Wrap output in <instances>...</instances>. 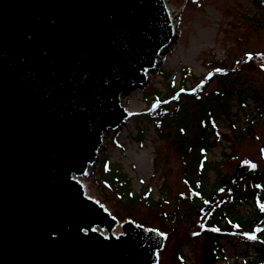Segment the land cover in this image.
Segmentation results:
<instances>
[{"label": "water", "instance_id": "water-1", "mask_svg": "<svg viewBox=\"0 0 264 264\" xmlns=\"http://www.w3.org/2000/svg\"><path fill=\"white\" fill-rule=\"evenodd\" d=\"M175 37L160 0H0V264L157 262L164 235L77 177Z\"/></svg>", "mask_w": 264, "mask_h": 264}, {"label": "rangeland", "instance_id": "rangeland-1", "mask_svg": "<svg viewBox=\"0 0 264 264\" xmlns=\"http://www.w3.org/2000/svg\"><path fill=\"white\" fill-rule=\"evenodd\" d=\"M168 1L175 26L174 42L161 54L147 82L120 97L128 118L117 131L105 133L104 146L95 163L77 179L84 193L102 204L119 222L131 219L163 233V245L155 264H177V247L184 264H207L210 254L203 246V221L188 202L179 199L182 194H188L190 187L199 191L203 188L198 183L203 182L198 159L204 145L205 182L209 187L219 174H230L240 158H247L264 170V108L252 99L264 98V69L260 65L264 57V2ZM248 54L251 59L247 58ZM184 67L191 72L184 75L188 88L205 82L212 74L228 71V75L223 81L218 75L207 82L197 104L184 101L183 96L168 99L167 115L152 120L148 110L155 104L149 103L156 95L155 88L161 96H169L168 79L171 77L178 85ZM232 81L237 88L248 87V90L242 93L246 95L243 103L237 100V93L233 94L227 109L224 96L218 98L214 93ZM157 122L161 126L157 127ZM182 123L188 124L179 137ZM180 143L184 146L182 152ZM119 168L129 176L133 192L140 195L136 201L119 197L123 176ZM143 191L149 192L157 203L145 204L141 199ZM245 193L241 184L234 199L242 198ZM222 196L226 194L221 193ZM252 210L251 199L234 205L229 217L237 227L230 226L231 231L219 239L220 249L213 264H244L246 258L257 256L258 249L264 255V242L256 236L249 238L254 232L246 218ZM120 231V225L110 230L114 234Z\"/></svg>", "mask_w": 264, "mask_h": 264}, {"label": "trees", "instance_id": "trees-1", "mask_svg": "<svg viewBox=\"0 0 264 264\" xmlns=\"http://www.w3.org/2000/svg\"><path fill=\"white\" fill-rule=\"evenodd\" d=\"M259 1L264 2V0ZM260 65L261 67L262 65H264V57H262ZM262 68L264 69V67ZM162 73H166L167 76L169 75L168 72H164V70H162ZM184 75H191V72L187 67H184V72L179 79L178 85H175L173 83L171 77L168 79V84L170 85L169 89L171 90V94L169 96H161L160 90L155 88V90L157 91L156 95L153 96L151 100H149V103L155 102L156 107H151L148 110L152 120H154L155 117L161 116L163 118L167 115V113L169 112L168 99L171 100L174 96H183L184 101H188L192 104H197L198 100L202 97L201 93L204 90V85L207 82L209 83L211 79L218 75H220L221 81L225 80V75H228V71L212 74L207 80H205V82H201L191 88L186 87ZM181 89H184V91L181 92ZM245 90H248V87L241 90L240 88H237L236 82L232 81L227 86L218 89L217 92L214 93V95L218 98L220 96H224L227 102L228 109V100H230L235 93H237V100L240 101V103H243L246 95H243L242 93ZM252 99L254 101H259L260 108H264L263 97L259 98L258 100L255 97ZM157 101H160V103L157 104ZM164 101H167V103H164ZM181 105L182 104L180 103L178 108L175 109V113ZM153 122L156 125V122ZM187 124L188 123H182L180 125L178 130L179 137L183 134L184 130L187 127ZM158 126H161V122H157V127ZM208 140L211 141L210 138H208ZM196 144L197 142L194 144V147ZM179 147L180 152H182V149L184 147L183 144L180 143ZM205 148L206 145L202 147V152L198 159V165L200 168L199 174L201 176L203 175L202 177L200 176L201 179H203V182L198 183L200 185L199 187L202 186L203 188L199 191L197 188L190 187L191 189L188 194H182L179 200H181L182 202H188L191 209L203 221V226L201 228V231L205 234V242L203 246L204 250L207 251V249H209L207 252H209L210 254V260L207 262V264H213L220 249L218 244L219 239L221 237H225L226 233L231 231L230 226L237 227V225L232 222L229 217V214L236 203L251 199L253 210L252 214L246 218V223H248L249 227L253 230L254 235L259 238L261 242H264V211H262L260 208V205L264 204V170L259 169L255 162L247 158H240L236 162L235 168L230 174H219L216 182L212 185V187H209L205 182V174L207 171ZM245 161H248L250 163H245ZM106 162H109L108 157L106 159ZM107 163H105V165ZM251 164H255L256 167H251ZM119 172L123 174L119 182V184H121L120 192H118L119 197L122 199H126L128 202L136 201V199H138L140 195H136L133 192L130 185L129 176L120 171V168ZM241 184H244L247 193H245L242 198L236 200L234 199V196L238 193V189ZM221 193L226 194V196L220 197ZM141 199L145 204L148 205H154V203H157V200L153 201L151 196L149 195V192L147 191L142 192ZM187 215L190 214L187 213ZM177 248V264H184L182 253L181 251H179V247ZM254 261L256 263H264V255L261 253V249H258V254L256 257H251L249 259L246 258L244 264H250Z\"/></svg>", "mask_w": 264, "mask_h": 264}, {"label": "snow or ice", "instance_id": "snow-or-ice-1", "mask_svg": "<svg viewBox=\"0 0 264 264\" xmlns=\"http://www.w3.org/2000/svg\"><path fill=\"white\" fill-rule=\"evenodd\" d=\"M247 58H248V59H251V58H252L251 54H248V55H247ZM262 67H264V65H262ZM217 71H220V70L217 69ZM183 91H184V89H181V92H183ZM175 98H176V97H173V99H175ZM159 103H160V101H157V104H159ZM164 103H167V101H164ZM153 107H156V105L154 104ZM262 151H264V150H262ZM245 163H250V162L245 161ZM251 167L255 168L256 165H255V164H251ZM260 208H261L262 211H264V204H261V205H260ZM161 235H163V233H161ZM194 235H198V233H194ZM245 235H248V234H245ZM249 238H251V239H255L256 237H255V235H251Z\"/></svg>", "mask_w": 264, "mask_h": 264}, {"label": "bare ground", "instance_id": "bare-ground-1", "mask_svg": "<svg viewBox=\"0 0 264 264\" xmlns=\"http://www.w3.org/2000/svg\"><path fill=\"white\" fill-rule=\"evenodd\" d=\"M160 1H161V4H162L167 16L172 20V8H171V5L169 4V1L168 0H160Z\"/></svg>", "mask_w": 264, "mask_h": 264}]
</instances>
